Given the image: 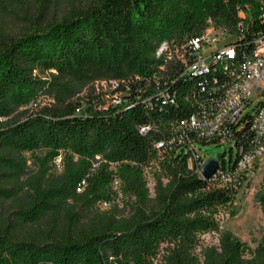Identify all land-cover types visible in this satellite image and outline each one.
I'll list each match as a JSON object with an SVG mask.
<instances>
[{
    "label": "trees",
    "instance_id": "1",
    "mask_svg": "<svg viewBox=\"0 0 264 264\" xmlns=\"http://www.w3.org/2000/svg\"><path fill=\"white\" fill-rule=\"evenodd\" d=\"M241 10L238 59L263 28L248 20L255 0H34L18 29L0 28V264H264V230L252 249L217 220L235 213L245 180L235 171L250 111L224 143L170 142L206 96L158 54L209 27L235 33ZM115 94L131 106L113 105ZM198 143H229L237 158L215 159L205 179L213 158ZM259 193L264 214V176ZM212 232L218 243H205Z\"/></svg>",
    "mask_w": 264,
    "mask_h": 264
},
{
    "label": "built area",
    "instance_id": "2",
    "mask_svg": "<svg viewBox=\"0 0 264 264\" xmlns=\"http://www.w3.org/2000/svg\"><path fill=\"white\" fill-rule=\"evenodd\" d=\"M255 2L258 11L253 18L248 16V20L252 25L262 24L263 28L253 34L250 51L245 54L239 53L236 62H227L226 53L237 50L238 40L249 30V26L244 22L247 14L243 10L239 12L241 21L238 23L237 31L233 34L226 31L228 36L225 38L234 39L230 43L219 47L222 40L216 35L212 37L207 29L204 33L186 39L182 44H164L160 51V56L164 57L162 70H165L170 63H181V77L193 72H201V69L208 67L212 71V77L208 81L198 84L206 96L204 102H200V111L191 113L172 127L173 136L170 142L175 141L176 138L189 139L193 135L207 142L224 143L230 138L229 128L241 127L250 111L253 139L249 150L240 153L235 175L245 174L250 162L257 155L264 154V0H255ZM192 53H201L202 61L199 66H192ZM162 93L168 94V102L163 103L176 104L175 94L167 90H158V94ZM123 102L127 103V100L123 99L121 94L114 95L113 105H121ZM130 106L131 104H128L127 107ZM240 109H245L246 118L238 119L237 110ZM148 128L141 127L140 131L146 132ZM162 145L163 143L158 144V146ZM54 163L58 169H61V156L55 158ZM78 190L80 191L81 188Z\"/></svg>",
    "mask_w": 264,
    "mask_h": 264
},
{
    "label": "rangeland",
    "instance_id": "3",
    "mask_svg": "<svg viewBox=\"0 0 264 264\" xmlns=\"http://www.w3.org/2000/svg\"><path fill=\"white\" fill-rule=\"evenodd\" d=\"M33 1L34 0H0V28L18 29L21 22L15 16L24 14ZM208 31L211 32L212 37L213 35H216L217 38L220 37L222 42L219 44V47L234 41V39L225 38L228 36L226 31L218 30L214 27H209ZM98 87H101V85ZM196 146L201 149L200 154L204 156L205 160L219 158L220 160L223 159L225 163H228L230 158L232 161L237 158V149L234 148L231 150L229 143L220 145L214 143H210V145L198 143ZM152 174L153 170L147 168L146 178L151 190L154 185ZM263 176L264 154H261L257 155V157L250 162L248 171L245 173V180L237 190L236 197L231 207L235 213L232 215L222 210L217 215L220 231L231 232L239 240L246 242L252 249L258 246L264 230V214L260 206L259 193L263 182ZM114 184L119 186V181L114 182ZM106 206L107 205L104 204L102 205L103 208H106ZM218 237L219 233L212 232L211 234L203 235L202 240L207 244H217Z\"/></svg>",
    "mask_w": 264,
    "mask_h": 264
},
{
    "label": "bare ground",
    "instance_id": "4",
    "mask_svg": "<svg viewBox=\"0 0 264 264\" xmlns=\"http://www.w3.org/2000/svg\"><path fill=\"white\" fill-rule=\"evenodd\" d=\"M160 51H161V49L159 50L158 54L160 53ZM226 55H227V62H236V59H237V56H238L237 53H236V50H230V51H228V53H226ZM192 56H193L192 66H199L200 65V61H202L201 53H192ZM200 71L201 72H193V73H191L192 75H194V77H197V78L200 79L199 82H206L208 77L212 76V71H211L210 67L203 68ZM244 114H245V109L237 110L238 119H240V117H243ZM242 152H243V148H242Z\"/></svg>",
    "mask_w": 264,
    "mask_h": 264
},
{
    "label": "water",
    "instance_id": "5",
    "mask_svg": "<svg viewBox=\"0 0 264 264\" xmlns=\"http://www.w3.org/2000/svg\"><path fill=\"white\" fill-rule=\"evenodd\" d=\"M218 169V163L215 159H210L209 162L202 168L201 174L205 179L211 178V176Z\"/></svg>",
    "mask_w": 264,
    "mask_h": 264
}]
</instances>
